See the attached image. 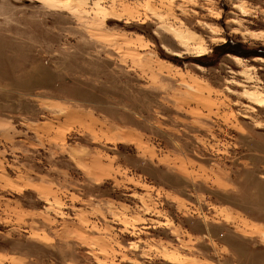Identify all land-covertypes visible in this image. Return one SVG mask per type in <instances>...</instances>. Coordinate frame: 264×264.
Wrapping results in <instances>:
<instances>
[{"label":"rangeland","instance_id":"1","mask_svg":"<svg viewBox=\"0 0 264 264\" xmlns=\"http://www.w3.org/2000/svg\"><path fill=\"white\" fill-rule=\"evenodd\" d=\"M226 35L264 50V0H0V264H264V58Z\"/></svg>","mask_w":264,"mask_h":264},{"label":"trees","instance_id":"2","mask_svg":"<svg viewBox=\"0 0 264 264\" xmlns=\"http://www.w3.org/2000/svg\"><path fill=\"white\" fill-rule=\"evenodd\" d=\"M225 26V24H224ZM223 28L225 29V27ZM227 34V33H226ZM227 42L223 46H219L216 48V51L219 49L220 53L219 55H236L240 56L244 59H248L250 57H263L264 58V50H256V51H251V52H244L243 49L245 48L242 44L240 43H233V37H230L229 35H226ZM247 48V47H246ZM215 54V53H214Z\"/></svg>","mask_w":264,"mask_h":264}]
</instances>
